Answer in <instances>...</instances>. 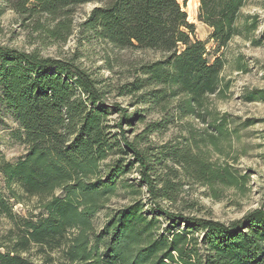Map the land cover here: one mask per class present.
<instances>
[{"label": "trees", "instance_id": "obj_1", "mask_svg": "<svg viewBox=\"0 0 264 264\" xmlns=\"http://www.w3.org/2000/svg\"><path fill=\"white\" fill-rule=\"evenodd\" d=\"M245 2L198 0L197 20L211 29L217 46L256 29V22L242 31L236 24ZM84 4L94 7L79 25L83 36L162 56L141 69L145 84H125L121 95L151 86L138 103L163 112L176 100L181 117L205 122L212 116L200 112L210 96L222 98L230 88L222 78L224 62L209 60L178 0H0V15L11 11L44 37L64 41L73 32L75 9ZM255 42L264 43V30ZM105 94L72 61L0 46V103L26 147L16 162L0 150V219L9 224L0 231V264H264V198L229 223L166 207L162 202L177 203L180 175L213 191L215 185L238 186L239 178L193 153L192 135L183 147L145 145L166 118L130 138L124 126H135L143 115L107 105ZM244 98L264 102V90ZM132 173L139 179L126 178ZM32 199L37 213L13 211ZM112 199L127 203L111 207ZM98 216L103 221L96 227Z\"/></svg>", "mask_w": 264, "mask_h": 264}, {"label": "rangeland", "instance_id": "obj_2", "mask_svg": "<svg viewBox=\"0 0 264 264\" xmlns=\"http://www.w3.org/2000/svg\"><path fill=\"white\" fill-rule=\"evenodd\" d=\"M178 1L187 13L188 21L195 26V39L205 44L209 60L221 57L224 62L222 78L230 83L229 90L222 98L212 95L206 101L200 113H211L212 116L205 122L191 116L181 117L175 108L176 100L169 101L163 112L160 107L138 103L140 95L151 90V86H144L131 95L120 94V87L125 84L142 81L145 84L141 69L162 56L151 50L116 49L101 40L83 36L79 25L94 7L93 4H84L75 9L73 32L64 41L44 37L43 33L34 29L32 21H23L18 15L5 10L0 15V46L29 53L36 51L43 57L72 61L91 73L106 90L104 99L107 105L117 103L130 113L143 115L135 126H124L130 138L140 133L146 125L166 118L169 123L161 132L148 136L145 145L160 147L179 144L183 147L187 139L194 136L196 141L192 140V152L215 167H229L239 178L238 186L215 185L213 191L180 175L177 203H162L187 215L229 223L258 208L264 198V102H247L244 98L249 91L264 90V43L258 45L255 42L264 30V0H246L236 24L240 31L252 22H256L257 27L252 32L234 36L224 47L217 46L210 38L211 29L197 20L198 0ZM111 119L116 121L117 116ZM217 125H220L221 134ZM17 130L18 124L10 111L0 103V150L10 162H16L26 153V147L14 137ZM169 166L174 170L179 169L172 164ZM173 173L178 175L177 172ZM126 178L139 179V176L132 173ZM143 194L140 197L146 200L147 196ZM35 203V199H32L22 205L16 204L13 211L22 216L27 212L37 213L38 210L33 208ZM124 203L127 201L112 199L109 205L118 207ZM102 221L101 216L96 217L95 226L99 227ZM8 227L7 221L0 219V231ZM30 258L39 262L34 255Z\"/></svg>", "mask_w": 264, "mask_h": 264}]
</instances>
